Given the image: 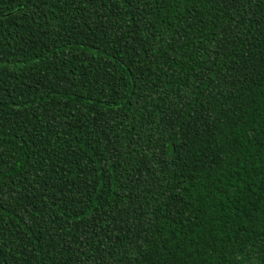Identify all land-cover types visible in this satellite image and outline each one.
I'll list each match as a JSON object with an SVG mask.
<instances>
[{
  "label": "trees",
  "instance_id": "obj_1",
  "mask_svg": "<svg viewBox=\"0 0 264 264\" xmlns=\"http://www.w3.org/2000/svg\"><path fill=\"white\" fill-rule=\"evenodd\" d=\"M0 264H264V0H0Z\"/></svg>",
  "mask_w": 264,
  "mask_h": 264
}]
</instances>
